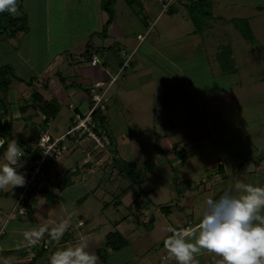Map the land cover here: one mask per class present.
Segmentation results:
<instances>
[{
  "label": "crops",
  "instance_id": "crops-1",
  "mask_svg": "<svg viewBox=\"0 0 264 264\" xmlns=\"http://www.w3.org/2000/svg\"><path fill=\"white\" fill-rule=\"evenodd\" d=\"M48 1L24 0L22 10L27 18L26 31L13 39H3V37L0 39V67H11L15 73L14 79H16L11 80L8 89H0V93L8 97L13 92L11 96H13L14 101L15 98H18L16 97L18 93L16 91H19L20 98L22 97L17 104H13L11 107L8 106V112H4V109L1 112L0 140L6 143L7 146V142L15 139L24 148L25 152L34 158L35 155L31 153L38 147L42 133L47 132L53 137H59L66 132L67 116L62 114V100L66 98L69 101L68 107L74 106L75 112H86L90 104L91 90L89 88H92L95 84H100L102 89L98 90H100L99 94L104 95L103 104L106 107V111L108 112L110 105L106 100L111 101L114 105L111 109V119L106 117V115L102 116L107 125L104 123L105 125H102L101 128L107 133L111 145L108 150H101V152L100 150L90 151L87 146L79 148L73 142L67 143V150L46 172L50 186H45V191L38 197L34 207L31 205L27 206L28 215L13 214L23 187L14 189L9 187L0 190V230L5 232V235L0 238V264H49V257L53 252L75 244L81 234L88 237L89 247L87 250L98 257L97 264H147L148 262L149 264H177L176 260L169 256L168 251L163 246H160L158 255L150 257L148 262L144 258L140 259L138 257L140 253L135 252L136 239L140 238L144 232H154L155 226H157L156 217H151L148 209L151 204L150 197L154 192V190H151L152 188H149L150 179L144 181L137 179L134 182L131 180L132 184L118 196L119 187L112 190L108 186V191L106 192L97 190V200L99 201L98 205L101 213H108L117 200L113 208L114 217L107 221L110 226L109 230L106 229L107 225L105 223H100L99 217L93 218L94 215L90 213L89 209V211L83 212V206L90 204L91 199L86 186L88 181L100 171L97 168L98 166L102 170H106V173L109 166L113 168L124 165L139 166L143 161L145 149L140 151L138 145L142 147V144L150 140L144 136V134H149L151 140L154 139L155 141L153 144L160 150V152L158 151L155 154L159 164L156 163L157 165L153 169L149 168L152 171L151 175L166 170H174L176 173H181V171L190 167L193 170L198 168L205 169L208 175H212L211 179L200 186L196 183L190 185L193 196L189 193L190 188L184 190V192L182 191V194L177 192L178 197L181 195L183 202V205L178 202L177 208L179 210L184 209L181 214L186 213V210L190 211L189 215L191 216L190 218L187 217L189 222L183 229L190 230L189 239L194 242L195 235H198L197 226L203 215L205 199L217 200L220 196L227 193V188L221 187L228 179V170L225 165L219 164L216 173L213 174L215 169H212V166L198 165L196 160L198 153L205 149L209 151L212 147H215L214 144L211 146L210 141L216 137L213 131L216 130L218 125L213 124L210 127L206 125L201 129L195 130L189 127L187 130L176 132L173 136H170L171 134L165 130L168 136L162 137L157 136L156 127L151 133H145L144 129L135 126L133 131L138 132V137L129 136L127 122L123 117L124 112L131 113L126 111L129 106L136 102L143 109H153L154 122L158 123L157 126L163 125L161 119H165V117H168L169 125L173 126L174 120L171 117H173L176 109H184L183 113H185L189 108H183V104L190 100H194L196 104L191 87L188 85L190 95L186 98H181L183 95L181 86L185 82L182 78L178 76L157 78L156 73L152 71L148 73V69L137 68L136 71L133 68L131 70V64H129L128 68H123L127 61L122 60L123 56L127 57V51L130 49H133V52L138 54L141 62L146 59V54H140L139 50L146 43L150 33L143 28L140 21H135L136 19H133L134 16L132 15L127 17L122 15L121 17L124 21H118L115 17L113 18L114 26L119 27V35H106L104 38L95 42H88L86 45V42L82 43L80 40L74 42V45L67 49V53L73 63H70V60L67 59L66 67L69 70L74 68L75 72L73 73L75 75L71 72L68 77L63 76L64 74L60 75L57 67L63 62L61 59L63 55H55L56 64L51 65L49 62V25L47 18H45ZM168 4L160 6L161 10L157 17L154 18L153 25L165 18L164 13L169 15ZM137 7H139V10L143 8V6ZM144 7L146 12L151 11V7L154 9L153 6L148 5ZM170 15L173 17L174 13ZM101 18L102 22L99 26L103 27L110 23L109 21L107 22L108 18L105 15ZM129 21L136 24V30L127 31L126 24L130 23ZM89 34L93 35V38L97 37L93 29L89 30L87 35ZM98 43H102L103 51L97 46ZM83 55H87L89 59L79 61ZM92 55H97L98 57V63L95 67L91 66ZM129 60L130 58H128ZM61 65L64 64L62 63ZM77 67L80 69H76ZM54 68L56 69L55 71L53 70ZM68 73L69 71H67ZM115 77L118 79L114 81ZM74 78H77V81L81 84L72 83ZM16 82L30 90L31 93L25 91L22 94V89L17 87L18 84L14 85ZM184 86L186 87V84ZM150 91L153 98L149 99L147 97L144 99V96H147ZM228 91L223 94L224 99L227 100L230 98L229 95H236L234 90ZM43 94H48L50 101L46 100ZM131 94L134 95L132 99L130 98ZM235 95L233 97H236ZM127 97L131 99L130 103L123 105L122 101H127ZM237 104L240 103L238 102ZM231 107L226 106L223 111L228 112ZM164 108L167 111L164 112L165 116L160 119L161 109ZM209 109L210 114L216 112L213 107ZM24 121L28 123L26 124ZM209 123L214 122L209 121ZM32 132H34L33 135H31ZM130 140L134 141V145L136 144L135 148ZM179 146L183 148L181 149ZM186 148L189 149L188 154L190 156L183 154ZM3 151L4 149H0V153ZM166 155H172L171 166L169 162H166ZM178 155L182 157V160L181 158H176ZM85 159H88L90 163L85 165ZM202 161L203 158L201 163ZM251 171L250 173L264 171V161H259L256 166H253ZM127 175H122L119 179L116 176H114L116 178H112L113 174H111L110 180L112 179L114 183H121L124 179H127ZM175 187L173 184L168 186L171 198L177 200ZM40 198L43 199L39 200ZM185 206L188 209H185ZM125 208H127L128 215L123 217V209ZM53 209L54 212L49 215V210ZM169 215L163 214L166 220ZM261 215H264V211L261 212ZM26 216L28 217L24 218ZM45 219L49 221V227H54L59 222L66 221L67 231L59 240L51 239L46 233L44 238L35 246H27L23 239V232L34 226L41 225ZM97 219H99L100 228H98L99 225L93 224L94 221L97 222ZM134 223H137L139 227H136ZM141 229L142 232L140 231ZM83 231H86V234ZM110 235L119 236V243H114L113 247L107 245V238ZM43 242L45 243L43 244ZM43 245L49 247L48 250L44 249ZM157 247L158 245H156ZM50 250L52 251L49 252ZM220 260L221 257L218 255L201 250L194 254L191 264H220Z\"/></svg>",
  "mask_w": 264,
  "mask_h": 264
},
{
  "label": "rangeland",
  "instance_id": "rangeland-1",
  "mask_svg": "<svg viewBox=\"0 0 264 264\" xmlns=\"http://www.w3.org/2000/svg\"><path fill=\"white\" fill-rule=\"evenodd\" d=\"M201 1L112 0L110 2L109 0H49L47 15H45L49 25V62L51 65L56 64L55 55H63L61 59L64 65L60 63L57 69L59 68L58 72L60 75L64 74L63 76L68 77L70 72H75L74 68L69 70L66 67L67 59L70 60V63L72 62L67 49L74 45V42L80 40L82 43L86 42V45L88 42H95L106 35H119V27L114 26L113 18L115 17L118 21H124L121 17L122 15L126 17L134 16L135 18L133 17V19L140 21L143 28L150 33L146 43L139 50L140 54H146V59L141 62L138 54H135L133 49H130L127 51V57L123 56L122 60L128 61V58H130L131 70L133 68L136 71L137 68L148 69V73L151 71L156 73L157 78L164 76L182 78L185 82L181 86V89H183L181 98H186L190 95L189 85L195 96L197 106L194 100H190L183 104V108H189L185 113H183L184 109H176L173 117H171L174 120L173 126L169 125L168 117L161 119L165 116L164 112L167 111L166 108L161 109L159 117L163 125L159 127L157 126L158 123L154 122L153 109H143L132 101L133 104L126 110L131 113H123V117L127 122L129 136L138 137V132L133 131L135 126L144 129L145 133H151L156 127L157 136L162 137L168 136L165 130L171 134L170 136H173L176 132L187 130L189 127L195 130L201 129L206 125L208 127L213 124L218 125L216 130L213 131L216 137L210 141L211 146L214 144L215 147H212L209 151L205 149L198 153L196 160L198 165L212 166V169H215L213 174L216 173L219 164L225 165L228 170V179L221 187L227 188L226 192L228 194L231 195L232 191H234L232 195L238 196L240 193L235 188L237 183L261 187L264 185V171L250 173L253 166H256L259 161H264V0ZM167 3H169V15L164 13L165 18L153 25L154 18L157 17L161 10L160 6ZM146 5L153 6L154 9L151 7V11L146 12L144 7ZM137 6H143V8L139 10ZM172 13H174L173 17L170 15ZM103 14L108 18L107 22L110 21L109 19H112V22L110 21L107 26L102 27L99 25L102 22L101 17L104 16ZM129 22L126 24L128 29H125L127 31L136 30V24ZM244 24H246L244 29L249 28L248 30L252 34V41L245 39L240 30V27L244 26ZM91 29L97 35L96 38H93V35H87ZM3 39L7 38L3 37ZM101 45L102 43L97 44L103 51ZM88 59L87 55H83L79 61ZM76 69L80 68L77 67ZM53 70L55 71L56 69L54 68ZM67 71H69L68 74ZM12 72L13 76H15L14 70ZM77 80V78L72 79V83L79 84L80 82ZM184 84H186V87ZM14 85L22 89V94L25 91L31 93L30 90L21 86L19 82ZM76 87L78 88V86ZM89 90H91L90 93L92 95L100 93V90L94 89V86L89 88ZM227 90H234L236 95H233L236 97L229 95L230 98L228 100L224 99L223 94ZM16 92H18L16 97L20 98L19 91ZM12 93L8 97L0 93V118L3 109L4 112H8V106L11 107L22 99V97L20 99L15 98L14 101L13 96H11ZM43 97L49 100L48 94H43ZM133 97L134 95L131 94L130 98L132 99ZM147 97L149 99L153 98L151 91L147 96H144V99ZM128 98L126 99L127 101H122L123 105L130 103L131 99ZM106 102L110 104L109 110L108 112H103L101 116L104 117L106 115V117L111 119V109L114 105L111 101L106 100ZM238 102L240 104H237ZM61 103L62 114L67 116V124L65 125V131H67L74 121L75 113L68 107L69 101L66 98ZM226 106L233 107L228 112H224L223 108L225 109ZM212 107L216 112L210 114L209 108ZM209 121L214 123H209ZM24 123L27 124L28 122L24 121ZM33 134L34 132L31 133V135ZM132 134L134 135L132 136ZM144 136L150 140L142 144V147L138 146L140 151L145 149L148 153L143 152V161L139 166L124 165L117 168L109 166L107 173L106 170H102L99 166L97 167L100 171L88 181L86 186L90 194L89 198H91L90 204L87 202L88 204L84 205L82 210L83 212L90 210V213L94 215L93 218L99 217L100 223H105L107 225L106 229L109 230L110 226L107 221L114 217L113 208L117 200L111 206V210L103 214L99 211L97 190L106 192L108 191V186L112 190L119 187L118 196L132 184L131 180L134 182L137 179L139 181L150 179L149 188H152L151 190H154V192L150 197L151 204L148 209L151 217H156L157 226H155L154 232L142 233V236L136 239L137 243L134 245L135 252L140 253L138 257L140 259L144 258L148 262L150 257L158 255L160 246L164 247L163 243L171 233L169 229H183L189 222L187 217H191L189 215L190 211L186 210V213L181 214L184 209L179 210L177 208L178 202L183 205L181 195L178 197L177 192L182 194L193 183L200 186L211 179L212 175H208L205 169L198 168L193 170L191 167L186 168L188 170L184 169L181 173H176L174 170H166L163 172L156 171L157 173L151 175L152 171L149 168L153 169L159 164L155 154L158 151L160 152V150L153 144L155 141L154 139L151 140L149 134H144ZM22 141L24 142V140ZM130 142L135 148L136 144H133L134 141L130 140ZM86 146L89 149H93L95 145L90 142L86 143ZM179 148L182 149L183 147L179 146ZM108 149L106 148L102 151ZM185 150L183 154L190 156L188 154L189 149L186 148ZM171 156L166 155L165 157L166 162H169L170 166L172 162ZM133 158L136 159L135 156ZM176 158H181L182 160L180 155ZM202 158L203 161L201 163ZM128 159L129 157L127 161ZM87 171L89 170L87 169ZM120 172L123 176L128 174L127 179H124L121 183H114L112 179L110 180L111 174H113L112 178L118 177L120 179V176H122ZM49 183L45 181L42 182V185L50 186ZM172 184L174 187L176 186L175 192L178 201L175 198H171L169 194L168 186H172ZM190 189V192H185H189L193 196L192 188ZM185 209H188L187 206H185ZM123 212V217H126L128 215L127 208L123 209ZM163 214H170L167 220ZM95 222H93L94 225H99V219ZM134 225L139 227L137 223H134ZM98 228H100V225ZM140 231L142 232V229ZM83 232L85 233L86 231ZM117 243H119L118 240ZM156 245H158L157 248Z\"/></svg>",
  "mask_w": 264,
  "mask_h": 264
},
{
  "label": "clouds",
  "instance_id": "clouds-1",
  "mask_svg": "<svg viewBox=\"0 0 264 264\" xmlns=\"http://www.w3.org/2000/svg\"><path fill=\"white\" fill-rule=\"evenodd\" d=\"M5 12L14 16L17 0H0V13ZM25 156L24 148L15 139L7 142L0 153V190L26 185L27 173L20 171L26 164ZM235 188L240 195L225 193L217 200L205 199L194 242L189 239V229H169L172 235L164 241V247L177 264H191L194 254L201 250L221 257L220 264H264V187L237 183ZM53 212L54 209L48 213ZM66 231V221L49 227L45 219L41 225L25 230L23 239L32 247L46 233L59 240ZM88 247V237L81 234L75 244L53 252L49 264H97L98 257Z\"/></svg>",
  "mask_w": 264,
  "mask_h": 264
},
{
  "label": "built area",
  "instance_id": "built-area-1",
  "mask_svg": "<svg viewBox=\"0 0 264 264\" xmlns=\"http://www.w3.org/2000/svg\"><path fill=\"white\" fill-rule=\"evenodd\" d=\"M98 63L97 55H92L91 66L95 67ZM129 61L125 62L123 68L129 67ZM118 78H114V81ZM100 84H95L94 89H100ZM103 94H91L90 104L86 112H75V107L70 106V110L74 111L75 118L71 127L65 132V134L59 137H53L50 134L42 133L39 139L38 147L32 151L31 154L36 155L34 158L32 155L25 152L26 164L20 171L26 172V185L23 186L22 193L18 197L13 214L25 216L28 212L27 206L34 207V203L40 197L41 193L45 191V186L42 182L48 181L47 171L53 163L58 161L63 152L67 150V143L73 142L77 147L82 148L86 146V143L93 142L94 148L90 151H101L110 147L111 142L107 136V133L101 129L100 120L101 114L106 111V107L103 104ZM5 143L0 145V149H3ZM88 159L84 160V164H89ZM5 235L4 230H0V238ZM43 248L48 250L49 247Z\"/></svg>",
  "mask_w": 264,
  "mask_h": 264
},
{
  "label": "trees",
  "instance_id": "trees-1",
  "mask_svg": "<svg viewBox=\"0 0 264 264\" xmlns=\"http://www.w3.org/2000/svg\"><path fill=\"white\" fill-rule=\"evenodd\" d=\"M112 2V0H109ZM201 1V0H200ZM24 0H17V13L12 16L9 15L7 12L0 13V39L2 37L6 38H16L19 35L23 34L27 29V18L22 10ZM202 2V1H201ZM111 15V14H110ZM111 20V19H109ZM110 22V21H109ZM109 23H107L108 25ZM106 25V26H107ZM246 27V24L244 26L240 27L241 32L243 33V36L245 39H248L249 41L253 40L251 32L247 29H244ZM12 68L9 66L0 67V89H8L11 79H14ZM100 120V127L102 128V125L105 123V119L101 118ZM6 143L3 147L5 149ZM36 156V155H35ZM117 240L119 241V236L117 235H110L107 238V245L109 247H113V244L117 243Z\"/></svg>",
  "mask_w": 264,
  "mask_h": 264
}]
</instances>
